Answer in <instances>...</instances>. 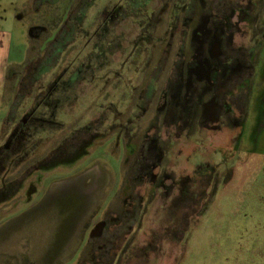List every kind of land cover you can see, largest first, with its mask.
Segmentation results:
<instances>
[{
    "label": "rangeland",
    "instance_id": "rangeland-1",
    "mask_svg": "<svg viewBox=\"0 0 264 264\" xmlns=\"http://www.w3.org/2000/svg\"><path fill=\"white\" fill-rule=\"evenodd\" d=\"M35 1L0 0V264H87L89 247L82 252L86 232L95 218L112 222L114 216L121 217L118 224L107 231L99 230V225L98 235L94 233L99 239L92 242L94 246L102 244L97 249L99 264H114L123 245L129 251L116 264H264V39L256 45L255 75L247 82L251 101L239 147L228 164L220 162L217 175L223 176L211 178L210 170L206 172L205 205L191 204L190 222L174 230L171 224L176 214L156 204L159 198L147 201L144 196L142 209L125 207L124 195L126 205L134 200L130 182L136 175L126 169L137 146L118 139L122 135L119 123L110 130L115 139L107 135L103 121L108 106L116 114L131 108L134 89L141 87L148 94L164 87L162 78L147 77L145 64L136 75L134 67L123 68V61L133 50L132 43L140 41L147 47V42L153 50L151 61L159 72L164 68L166 11L178 1L77 0L74 13L46 42L47 29L54 24L38 20L45 7L37 15ZM220 1L226 0L216 2ZM124 3L141 15L154 10L149 24L156 43L146 35L143 17L125 13ZM259 7L264 10V0H259ZM76 9L85 14L86 22L97 15L93 29L102 27L107 14L115 16L106 27L111 31L110 53L101 60L94 58L98 55L86 37L89 24L75 23ZM102 31L94 39L100 46L108 44ZM177 31L168 38L176 51ZM63 72L66 75L55 85ZM35 108H41L35 113L38 119L54 122L19 133V123ZM193 140L182 152L180 146L172 152L175 157L183 154L172 161L182 173L213 159L218 151L214 139L202 146L203 154L196 155ZM190 155L189 163L185 159ZM145 158L144 163L150 162L148 152ZM106 168H114L115 174ZM199 196L194 194L191 200Z\"/></svg>",
    "mask_w": 264,
    "mask_h": 264
},
{
    "label": "flooded vegetation",
    "instance_id": "flooded-vegetation-1",
    "mask_svg": "<svg viewBox=\"0 0 264 264\" xmlns=\"http://www.w3.org/2000/svg\"><path fill=\"white\" fill-rule=\"evenodd\" d=\"M177 1L166 11L165 31L168 37L163 44L161 54H164L162 59L165 58V66L162 69H169L167 74H164L162 69L159 72L157 65L151 61L153 50L147 42H145L147 47H144L140 41L132 43L133 50L128 59L125 56L124 62L130 64V70L134 67L136 75L142 73V65L145 64L147 77L162 78L164 87L160 91L155 87L149 90L148 94L146 91L143 93V89L140 90L141 87L138 90L134 89L136 99L131 108H125L122 112L117 110L116 114L115 110L108 106L106 112L104 111L106 118L103 121L107 135L115 139L113 131L110 130L112 127H119L116 125L119 123L122 135L118 139L125 140V143L128 139V142L137 146V149L129 156L128 169H126L129 175L130 173L136 175L130 182V192L134 200L133 203L126 205L127 197L124 195L125 207L142 209L140 204L144 203V196L147 197V201L151 199L155 201V198H159L156 204H159L161 208L172 209L176 214L171 224L174 230L179 228V224H186L188 219L190 222L191 204L200 207L205 205L204 191L208 187L203 180L207 176L206 172L210 170L211 178L219 179L223 176L217 175L220 162L224 165L228 164L229 159L232 160L234 152L239 147L240 140L243 138V120L251 101L247 82L255 75L252 62H255L257 58L256 45L264 39V10L259 7V0H226L219 3L216 2L217 0ZM129 5L130 3H124L123 11L130 12L136 17L142 16L143 22L147 23L146 35L156 43L157 40L151 33L153 30L149 24L154 10L153 12L147 10L146 14L141 15V12L128 9ZM114 18L115 16L110 14L104 16L102 27L93 29L90 37L94 48L99 50L103 47L104 54L110 53L111 31L106 27L110 26ZM175 28L178 30L177 51L174 50V41L168 39L172 35L174 37ZM100 31L105 38L104 43H108L104 46L94 42V39L100 37ZM123 36L120 33V37ZM244 39L247 41H242ZM144 53L146 59L143 63L142 54ZM60 75L55 85L66 73L63 72ZM40 109L35 108L29 111L28 117L19 123V133L29 131L31 127L38 129L54 122L38 119L35 113ZM153 117L158 119L154 121ZM213 136L216 137L213 138ZM214 139L218 144V151L216 149L213 159L206 160L187 174L182 173L176 163L172 165V161L179 159V154L176 158L175 153H172L174 147L180 146L178 149L182 152L188 141L193 140L197 145L194 149L196 155H201L204 153L202 146ZM146 152L151 158L148 163H144L147 159ZM167 156L168 164L165 165L163 162ZM191 158L190 155L185 160L190 163ZM121 167H124L122 159H120ZM106 169L109 173L112 171L115 174L114 168V170ZM120 191L124 194L122 189ZM194 194L200 195L199 200H191ZM110 219L114 221L95 218L94 223L91 224L92 227L86 232L85 247L82 252L89 247L90 259L87 264H99L102 261L101 255L97 253L98 246L101 250L102 244L94 246L92 242L99 240L94 235L99 233L96 227L101 225L102 229L99 228V230L107 231L111 225L118 224L121 217L114 216ZM102 220L105 222H101ZM184 237L185 233H183V240ZM121 240L126 241L127 238L123 237ZM123 247H120L115 254L114 264L117 263L118 258L124 257L123 252L128 253L129 249ZM72 251H75V247ZM78 260L79 256L77 262Z\"/></svg>",
    "mask_w": 264,
    "mask_h": 264
},
{
    "label": "trees",
    "instance_id": "trees-1",
    "mask_svg": "<svg viewBox=\"0 0 264 264\" xmlns=\"http://www.w3.org/2000/svg\"><path fill=\"white\" fill-rule=\"evenodd\" d=\"M75 0H55L53 3H50V2H47L46 4L45 3H43L44 2V0H40L39 2H37V0L34 2L35 4H34V8H33V10L36 12V14L38 15V13L40 12V11H42L43 10V7H45L44 9H45V11H44V13L43 12H41L42 14L39 16V17H37L38 18V20L39 19H46V21H49L50 23H52V24H49V25H53V26H49V29H47L48 30V33L46 34V36H45V39H44V42H46V41H48V40H50L51 38H52V35H54L55 34V32L57 31V29L58 28H60V27H63L64 26V24H63V22H64V20H68L69 19V17L74 13V11H75V9H74V7H76L77 6V0L74 2ZM53 4V5H52ZM37 5H39V6H37ZM52 5V6H51ZM42 6V7H41ZM48 7V8H47ZM92 7H90L89 8V10L91 9ZM76 11L78 12L77 14H78V18H77V20H75V23L76 24H78L80 27H82V23L83 22H86L85 21V14L83 15L82 13V11L81 10H77L76 9ZM58 12V13H57ZM90 12V11H89ZM99 12H101V11H98V12H96V14H98ZM103 13V12H102ZM101 13V14H102ZM47 17V18H46ZM83 19H84V21H83ZM96 19H97V15H93L92 16V18H91V21H89V22H86L87 23V25L89 24V26L88 27H86V29H85V33H86V37L88 36V38H90L91 37V35H92V31H93V25L95 24V23H97L96 22ZM98 24V23H97ZM78 26V27H79ZM91 26H92V29H91ZM76 37V36H75ZM43 41H42V43H41V45H40V48H42L43 47ZM39 48V50H41ZM94 53L95 54H97L98 56H100V57H98V56H95L94 58L96 59V60H101L102 58V56H104V55H107V54H104L103 53V51L101 52V50H98V49H95L94 48ZM59 60V59H58ZM58 62L59 61H57L56 62V64L58 65ZM125 62V59H124V61H123V63ZM129 65V68L128 69H130V64H126V63H124V66H123V68H125L126 66H128ZM127 69V70H128ZM44 75H45V72H44ZM117 75H119V74H117ZM122 75V74H121ZM50 125V124H49ZM48 126V125H47ZM49 127H52V126H49ZM51 129V128H50ZM85 143V142H84ZM83 143V144H84Z\"/></svg>",
    "mask_w": 264,
    "mask_h": 264
},
{
    "label": "crops",
    "instance_id": "crops-1",
    "mask_svg": "<svg viewBox=\"0 0 264 264\" xmlns=\"http://www.w3.org/2000/svg\"><path fill=\"white\" fill-rule=\"evenodd\" d=\"M1 43H3L2 41H0V44ZM4 54H5V50H4ZM4 61V65L6 66V64H5V60H3ZM2 83L4 82V77H3V81H1Z\"/></svg>",
    "mask_w": 264,
    "mask_h": 264
}]
</instances>
